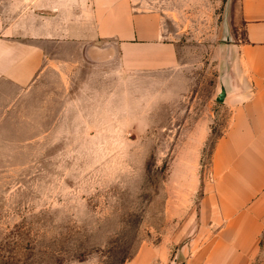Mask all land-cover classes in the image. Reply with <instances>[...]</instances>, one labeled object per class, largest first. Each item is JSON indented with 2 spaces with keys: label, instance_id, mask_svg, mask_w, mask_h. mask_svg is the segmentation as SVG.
<instances>
[{
  "label": "rangeland",
  "instance_id": "rangeland-1",
  "mask_svg": "<svg viewBox=\"0 0 264 264\" xmlns=\"http://www.w3.org/2000/svg\"><path fill=\"white\" fill-rule=\"evenodd\" d=\"M99 1L0 0L20 38L66 32L48 36L32 84L0 85V264L218 261L226 238L203 202L228 120L215 98L231 0H127L164 17L176 43V68L144 72L118 52L86 60L73 28H92Z\"/></svg>",
  "mask_w": 264,
  "mask_h": 264
},
{
  "label": "crops",
  "instance_id": "crops-1",
  "mask_svg": "<svg viewBox=\"0 0 264 264\" xmlns=\"http://www.w3.org/2000/svg\"><path fill=\"white\" fill-rule=\"evenodd\" d=\"M99 2L100 12L90 17L92 28L80 34L77 29L83 27L73 28L88 62H111L118 52L127 72L178 66L176 43L164 17L136 12L127 0ZM39 14L48 19L58 10ZM228 15L234 38L226 58L228 120L211 156L203 202L205 219L211 214L209 220L221 222L219 236L226 242L214 252L220 260L204 264H254L264 242V0H231ZM16 26H5L0 19V85L25 88L46 63L45 45L52 43L48 36L62 39L66 32L28 28L20 38ZM107 41L114 43L99 44Z\"/></svg>",
  "mask_w": 264,
  "mask_h": 264
},
{
  "label": "water",
  "instance_id": "water-1",
  "mask_svg": "<svg viewBox=\"0 0 264 264\" xmlns=\"http://www.w3.org/2000/svg\"><path fill=\"white\" fill-rule=\"evenodd\" d=\"M225 40H226V43H228L227 45V49H226V53H224L222 56H221V75H220V78H219V91L217 92V95H216V98H215V101L216 103L218 104H221V105H225L226 104V101L228 99V93H227V89H226V79L228 77V67H227V64H226V58L229 54V48L231 46V44H229L231 42V38H230V34H229V30H228V25H227V22L225 20Z\"/></svg>",
  "mask_w": 264,
  "mask_h": 264
}]
</instances>
